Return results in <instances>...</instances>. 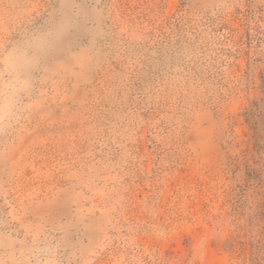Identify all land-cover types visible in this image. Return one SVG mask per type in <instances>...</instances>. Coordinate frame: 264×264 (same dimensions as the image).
Here are the masks:
<instances>
[{"label": "rangeland", "instance_id": "obj_1", "mask_svg": "<svg viewBox=\"0 0 264 264\" xmlns=\"http://www.w3.org/2000/svg\"><path fill=\"white\" fill-rule=\"evenodd\" d=\"M12 76L0 264H264V0H0Z\"/></svg>", "mask_w": 264, "mask_h": 264}, {"label": "clouds", "instance_id": "obj_2", "mask_svg": "<svg viewBox=\"0 0 264 264\" xmlns=\"http://www.w3.org/2000/svg\"><path fill=\"white\" fill-rule=\"evenodd\" d=\"M25 87L26 82L15 76L0 84V123L11 118L16 97Z\"/></svg>", "mask_w": 264, "mask_h": 264}]
</instances>
